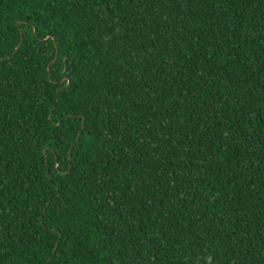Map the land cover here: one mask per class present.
I'll return each instance as SVG.
<instances>
[{"label":"trees","instance_id":"16d2710c","mask_svg":"<svg viewBox=\"0 0 264 264\" xmlns=\"http://www.w3.org/2000/svg\"><path fill=\"white\" fill-rule=\"evenodd\" d=\"M0 264H264V0H0Z\"/></svg>","mask_w":264,"mask_h":264}]
</instances>
